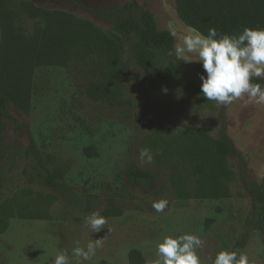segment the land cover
Returning a JSON list of instances; mask_svg holds the SVG:
<instances>
[{
  "label": "rangeland",
  "instance_id": "1",
  "mask_svg": "<svg viewBox=\"0 0 264 264\" xmlns=\"http://www.w3.org/2000/svg\"><path fill=\"white\" fill-rule=\"evenodd\" d=\"M131 1L0 0V56L9 36L34 34L46 14L93 21L74 2L106 8ZM137 1L152 12L160 30L177 33L172 59L181 80L175 88L142 90L128 43L119 70L105 88L97 87L98 77L81 64L37 68L28 86L0 64V96L8 105L0 175V264H54L61 252L74 262L73 248H86L99 238L102 247L83 264H129L133 249L146 264H155L157 245L165 237L183 234L203 240L197 250L202 264H214L221 251L239 252L248 264H264V233L253 225V196L240 175L242 164L250 182L264 178V104L247 95L230 105L206 100L202 74L192 67L201 64L198 56L193 53L186 56L189 61H180L175 55L176 45L193 29L180 13V0ZM93 22L110 31L108 24ZM94 86L99 94L91 97L88 92ZM222 129L234 151L223 169L236 178L199 183L195 166L210 163L207 144ZM88 145L97 148L98 157L83 155ZM141 149L153 155L150 163L141 161ZM42 168L68 190L39 186L33 173ZM130 168L154 176L149 190L129 180ZM202 193L205 197H197ZM160 201L167 205L157 212L153 203ZM95 212L106 219L99 233L86 223Z\"/></svg>",
  "mask_w": 264,
  "mask_h": 264
},
{
  "label": "trees",
  "instance_id": "2",
  "mask_svg": "<svg viewBox=\"0 0 264 264\" xmlns=\"http://www.w3.org/2000/svg\"><path fill=\"white\" fill-rule=\"evenodd\" d=\"M89 14L96 22L110 26L106 32L93 21L70 14H46L45 22L34 34L9 36L1 49L0 64L7 67L9 74L25 85H29L32 72L48 66L70 67L83 65L94 72L97 87L105 86L119 70L129 44L134 65L141 74L138 86L147 92L159 93L178 86L181 76L179 65L172 59L175 37L170 31L160 30L152 12L133 0L123 6L109 5L106 8H88L74 2ZM179 8L185 22L205 36L210 28L221 35H239L244 28L264 29V0H180ZM219 38V37H217ZM13 64L19 74L14 72ZM202 75H207L202 63L192 66ZM10 69L13 71H10ZM253 83L264 86V82L253 79ZM89 95L96 97V87L89 89ZM8 116L6 99L0 96V175L1 159L5 136V119ZM210 153L206 168L195 166L198 182L211 179L234 181L235 173L223 169L227 160L233 156V144L222 129L218 137L207 144ZM83 155L96 158L99 152L94 145L83 148ZM240 175L246 191L253 196L252 215L254 227L264 233V178L260 183L250 182L244 177V168L240 165ZM127 176L131 182L144 190L154 183L150 172L130 168ZM33 177L37 184L45 189L63 192L68 187L58 177L46 169H35ZM205 193L197 197H205ZM3 193L0 186V202ZM110 216V212L105 214ZM264 242V240H263ZM244 240L238 248L243 247ZM239 258V252H237ZM129 264H146L142 253L133 249L128 253Z\"/></svg>",
  "mask_w": 264,
  "mask_h": 264
},
{
  "label": "clouds",
  "instance_id": "3",
  "mask_svg": "<svg viewBox=\"0 0 264 264\" xmlns=\"http://www.w3.org/2000/svg\"><path fill=\"white\" fill-rule=\"evenodd\" d=\"M170 35L176 37L177 33L172 31ZM193 53L207 74L200 77L201 94L206 100L230 105L247 95L256 104H264V86L252 83L253 78H264V29L244 28L239 35H221L213 27L207 36L191 29L176 45L175 55L180 61H189L186 56ZM140 158L142 162L150 163L153 155L148 149H141ZM166 205L167 201L155 202L153 208L162 212ZM86 223L94 233H99L106 219L95 212L86 217ZM203 243L201 237L194 234L165 237L157 245L155 264H202L197 250ZM102 245L103 238H99L90 241L86 248H73L74 262L66 252H61L55 257L54 264H83L90 261ZM237 257L235 251H221L214 264H248L247 256L240 254Z\"/></svg>",
  "mask_w": 264,
  "mask_h": 264
}]
</instances>
